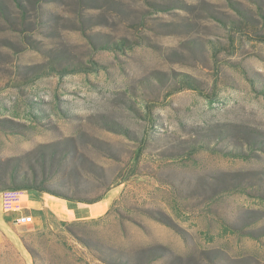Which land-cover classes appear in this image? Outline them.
<instances>
[{"label": "rangeland", "instance_id": "1", "mask_svg": "<svg viewBox=\"0 0 264 264\" xmlns=\"http://www.w3.org/2000/svg\"><path fill=\"white\" fill-rule=\"evenodd\" d=\"M0 188V264H264V0H0Z\"/></svg>", "mask_w": 264, "mask_h": 264}, {"label": "crops", "instance_id": "2", "mask_svg": "<svg viewBox=\"0 0 264 264\" xmlns=\"http://www.w3.org/2000/svg\"><path fill=\"white\" fill-rule=\"evenodd\" d=\"M20 192V191H18ZM15 193V192H14ZM5 193H0V229H3L7 225L8 218H11L13 222L14 219L23 214L25 210L29 212V215L33 217L34 221H38L41 218V213L43 214L46 210L51 212L56 211L52 206L54 203L52 201H47L43 197L36 195H4ZM60 204V203H58ZM58 210L62 216L72 215L75 218H88L95 217L102 214L103 206L99 202L89 204L88 207L75 208L70 210L68 206L60 207L58 205ZM60 216V215H59Z\"/></svg>", "mask_w": 264, "mask_h": 264}, {"label": "built area", "instance_id": "3", "mask_svg": "<svg viewBox=\"0 0 264 264\" xmlns=\"http://www.w3.org/2000/svg\"><path fill=\"white\" fill-rule=\"evenodd\" d=\"M13 223L18 226H26L33 223V217L31 215L21 214L14 219Z\"/></svg>", "mask_w": 264, "mask_h": 264}, {"label": "trees", "instance_id": "4", "mask_svg": "<svg viewBox=\"0 0 264 264\" xmlns=\"http://www.w3.org/2000/svg\"><path fill=\"white\" fill-rule=\"evenodd\" d=\"M25 189H26V190H36V191L39 190V189H37V188H35V187H32V186L25 187ZM1 190H5V188H0V191H1ZM97 201H98V200H95V201H92V202L94 203V202H97Z\"/></svg>", "mask_w": 264, "mask_h": 264}]
</instances>
